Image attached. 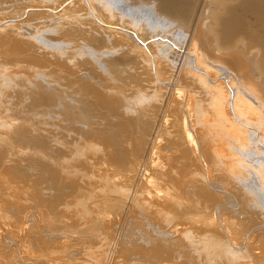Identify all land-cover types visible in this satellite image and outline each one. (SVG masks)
Returning a JSON list of instances; mask_svg holds the SVG:
<instances>
[{"label":"rangeland","instance_id":"1","mask_svg":"<svg viewBox=\"0 0 264 264\" xmlns=\"http://www.w3.org/2000/svg\"><path fill=\"white\" fill-rule=\"evenodd\" d=\"M124 1L127 5H132L128 0ZM26 2L32 3L31 0L30 2L29 0H0V20H2L0 35L20 34L21 40L30 39L27 34L36 32L35 28L38 27L39 31L41 30L42 34L49 39L61 42L55 37L62 38L64 42L61 44L64 45H60L63 49L68 48L61 57L65 60L63 62H54L55 58H52V55L41 54L37 56V59L21 63L6 60L10 58L2 52L0 44V216L7 215V219L4 218L2 220L4 222L1 221V226L7 235L5 232L6 247L0 249V264H6L5 258L10 260L11 264H100L102 260L107 261L108 256L102 255L106 252L107 243H102V240L95 235H84L78 232H80L79 227L83 225V219L100 212L108 202L116 203L124 207L126 211H130L127 218L131 222L125 226V229L130 231L129 237L135 234V238H126L125 243H127H124V246L135 244L133 242H136L134 239L137 238L136 245L132 248L133 253L127 254L126 257L123 255L122 258L116 257L114 261L121 259L124 264L127 260L126 264L134 262L133 259L139 263V258L146 261L149 256L145 257L146 253L143 251L148 254L149 250L144 249H149L151 242H155L156 237H160L152 228L151 222L162 225L166 216L172 217L173 214H168L157 206H147V189L143 190L142 184L138 185L137 179L132 177L136 169L130 174L131 177L124 176L111 165L105 148L113 146L112 149H114L124 145L131 148L134 143L141 142L146 147V151L150 145L155 144L159 146V149L162 147L163 152L169 149L171 154L174 153L176 150L173 148L175 147L173 144L175 127H172V123L165 121L158 123L166 107L167 96L165 93L157 92L158 99L162 102H152L153 88L147 86L151 83L147 81L148 77L143 73L146 70L142 68L147 64L142 62L140 57L136 58L137 54L115 49L116 52L111 56V67L119 80L118 85H123L128 91L134 87L142 88L139 90L144 92L142 94L145 98L141 108L147 110L144 113L149 111L158 113L155 117V125L149 133L136 124L129 125L130 128L121 127L123 129L117 137L124 139L123 144L114 145L108 140L110 114L98 100L102 98V95L107 96L103 86L111 85V83L107 81L104 72L96 69L91 62L82 60L88 56L99 63L103 62L104 55L107 54L102 53V50L108 48L106 45L108 34L96 29L98 32L95 35L87 26L72 23L69 16L68 18L58 15L47 16L40 21L38 18L25 20ZM57 25L60 27L64 25L63 33H66L68 39L60 30H57L58 28L56 29ZM5 42L7 44V41L2 44L5 45ZM81 48L85 49V53L81 54ZM252 76H249L250 82L257 77ZM258 80L263 91L256 80L252 84L255 86L257 84L262 93L264 92L263 81L260 78ZM91 88L94 89V93L91 92ZM44 91L49 94L52 101L42 102L44 100L41 99V95L45 94ZM62 92L66 93L61 95L64 101L73 102L76 99L75 104L79 107L66 108L64 103L56 97ZM79 110L81 112H78ZM169 117L172 118V114H169ZM133 132L134 135L137 133V136H134ZM203 133L201 131V134ZM210 135H213L212 132ZM202 137L203 135H200V140L194 139V142L202 144ZM212 144L208 141L203 143L206 146L204 150ZM172 158V163L175 165L197 164L195 155L191 159H179L176 156ZM223 158L225 163H230L228 156ZM164 163L168 164V161L165 160ZM196 167L200 168L204 175H195V178L185 180L178 175L153 176L160 187L176 188L180 191V197L185 202L184 218H192L195 222L193 229L195 234L191 233L185 242L171 243L170 248H167L165 252L172 255L175 264H247V262L249 264L250 261H254V264H263L264 210L254 206L255 204L247 203L242 192L237 188L238 185L233 184L238 181L232 171H228L229 176L223 175L221 170H216L210 175L203 168L201 161ZM191 180L197 181V184L191 183ZM164 182L169 186H165ZM190 186L193 187L195 197L189 194ZM165 188L162 190H166ZM46 200L54 203L58 201V211L64 213L68 224H72L70 232L64 229L54 231L44 225H41V229L33 228L25 232L22 229L23 222L13 227L8 225V223H14L15 219L25 222L34 218L38 208ZM147 208H153V211L157 213L153 214L154 218L145 213V217L149 216L150 220V217L153 219L149 220V224H152L150 228L147 224L148 218L144 219L142 215ZM211 216L216 220L214 229L207 225ZM138 226L143 228L140 229ZM136 229L141 230L137 232V235ZM57 232L60 235H56ZM147 234H152L151 238ZM144 235L148 241L144 239ZM159 237L158 241L162 242L159 240L162 239L166 242L163 236ZM130 239L133 242L129 241ZM140 239H143V242H138ZM138 243L146 244L144 246L141 244L140 247ZM183 243L184 246H182ZM138 253L139 256L136 255ZM141 254L144 257L143 255L141 257Z\"/></svg>","mask_w":264,"mask_h":264},{"label":"bare ground","instance_id":"2","mask_svg":"<svg viewBox=\"0 0 264 264\" xmlns=\"http://www.w3.org/2000/svg\"><path fill=\"white\" fill-rule=\"evenodd\" d=\"M57 1L31 0V4L26 2L25 20L38 18L40 21L47 16L58 15L62 18L69 16L72 23L87 26L95 35L98 32L96 29L108 34L106 43L108 48L102 50V53L107 54L104 55L103 62L99 63L88 56L82 59L91 62L100 72H104L107 81L111 83V85L103 86L107 96L102 95V98H98L110 114L107 129L108 140L114 145L123 144L124 139L117 135L123 129L121 127H129L131 124H136L149 133L155 125V117L158 113L157 111L156 113L149 111L153 113L152 115L151 113L148 115L149 112L144 113L147 110L141 108L145 98L142 94L144 92L139 90L142 88L134 87L128 91L123 85H118L119 80L111 67V56L114 52L127 50L129 53L137 54L135 57H140L142 62L147 64L142 68L146 70L143 73L148 77L147 81L151 83L147 86L153 88L151 90L152 102L159 101L157 92L165 93L167 96L166 107L158 123L165 121L172 123V127H175V142L172 139L175 144L173 148L176 149L174 153L171 154L169 149L163 152L162 147L159 149V146L155 144L150 145L146 151V147L141 142L134 143L131 148L128 145L114 149H112L113 146L111 148L105 146L107 157L117 171L126 177H131L130 174L136 169L132 177L137 179L138 185L142 184L143 190L147 189V200L145 197L147 206H157L158 209L173 214L172 217L167 215L162 225L153 221L151 222L153 225L150 223L166 242L159 239L162 241L160 242L158 241L159 236L156 237L157 240H152L155 242H151L150 247L147 245L149 249H144L149 250L148 254L143 251L146 253L145 257L149 256V261L140 260L141 258H139V263L135 259L133 261L138 264H151L152 262L172 264L174 258L165 250L170 248L171 243L185 242L191 233L195 234L194 219L184 218L186 215V209L183 207L185 202L180 197V191L176 188L160 187L159 182L153 178L154 175L169 177L178 175L182 176V180L192 179L195 175H204L198 168L199 166L196 167L199 161L210 175L216 170H221L223 175H228L230 170L238 181L233 184L238 185L237 188L242 192L247 203L255 204L254 206L264 210V92L261 93L259 90L262 88L261 83L257 82L260 78L264 86V0H128L132 5H127L124 0ZM214 7L217 8L214 9ZM55 27L64 34V25ZM35 31L28 33L30 39L25 40L19 38L20 34L0 35L2 52L10 58L5 59L22 63L37 59V56L41 54L43 56L49 54L55 58L54 62L65 61L61 57L68 47L62 48L63 39L56 36L55 38L61 41L56 42L44 36L38 27ZM64 35L66 39L69 38L66 33ZM4 41H7V44L6 42L5 45L2 44ZM109 47L112 48L109 49ZM81 49V54L85 53V49ZM252 75L254 78L259 77L252 79L256 80L258 85L260 84L259 88L257 84L256 86L252 84V80V82L249 81V76ZM144 89L147 92V89ZM93 90L91 88L92 93H94ZM43 93L45 94L41 95V99L44 100L42 102L52 101L49 94L45 91ZM62 94L63 92L56 97L64 103L66 108L79 107L75 104L76 99L73 102L64 101L61 97L66 93ZM146 102L150 103L148 100ZM142 110L144 111L141 112ZM169 114H172V118L169 117L171 119L168 118ZM201 131L204 133L201 134ZM211 132L213 135H210ZM200 135H203L201 141L204 144L207 141L213 143L207 147V150H204L206 146L203 143L194 142V139L200 140ZM194 155L196 165L194 163L189 165L172 163V156L179 157V159H191ZM224 156L230 158V163L224 162ZM165 160L168 164L164 163ZM190 182L197 184V181L191 180ZM163 184L169 186L166 182ZM163 188L166 190H162ZM188 191L191 196L195 197L192 186ZM138 193L141 192L138 190ZM58 204V201L56 203L43 201L42 206L37 210L38 215L34 213V218L25 222L15 219L14 223H8V225L13 227L23 222L22 229L25 232L33 228L41 229V225L54 231L64 229L70 232L72 224H68L64 213L58 211ZM146 210L142 214L144 219L150 215L154 218L153 214H157L153 208ZM145 213L149 216L145 217ZM129 214L130 211H126L124 207L108 202L100 212L83 219V225L79 227L80 232L78 233L95 235L102 240V243H107L106 252L104 251L105 254L102 253V255H107L108 260L101 259L100 264H122L121 259L120 261H114V259L133 253L132 248L136 245L137 238L134 239L136 242L129 240L135 244L124 246L127 243H125L126 238L131 237L128 236L130 231L125 229V226L131 222L127 218ZM17 215L20 217L19 213ZM6 217V214L0 216V249L6 247L4 241L6 231L1 226V221ZM150 218L153 220L152 217ZM90 219L93 220L90 221ZM149 220L148 218L147 224ZM215 222L216 220L211 216L207 225L214 229ZM150 224L148 227L151 226ZM141 226L138 227L141 229L143 228ZM136 230L137 235V232L141 230ZM56 235L60 233L57 232ZM147 235L151 238L152 234ZM133 237L135 238V234L131 238ZM141 244L140 247L143 245ZM177 252L176 254L179 255ZM136 255L139 256V253ZM5 262L11 264V261L6 258ZM249 264H254V261H250Z\"/></svg>","mask_w":264,"mask_h":264}]
</instances>
